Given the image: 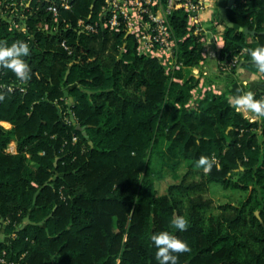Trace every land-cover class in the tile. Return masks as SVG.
<instances>
[{"label": "trees", "instance_id": "16d2710c", "mask_svg": "<svg viewBox=\"0 0 264 264\" xmlns=\"http://www.w3.org/2000/svg\"><path fill=\"white\" fill-rule=\"evenodd\" d=\"M12 1L10 17H0V121L11 124H0V219L14 236L0 240V256L18 264H264V91L243 98L252 121L226 91L193 98L202 43L186 36L179 11L181 67L165 70L121 33L44 30L49 0ZM92 1H77L65 18L73 25ZM214 17L224 24L218 8ZM227 17L256 33L224 24L218 59L237 56L264 74V0H235ZM12 140L13 154L4 150ZM164 156L172 166L187 162L185 173L199 180L185 176L158 194L150 170ZM210 183L246 197L206 215L208 204L192 193Z\"/></svg>", "mask_w": 264, "mask_h": 264}, {"label": "built area", "instance_id": "2783aa9c", "mask_svg": "<svg viewBox=\"0 0 264 264\" xmlns=\"http://www.w3.org/2000/svg\"><path fill=\"white\" fill-rule=\"evenodd\" d=\"M28 0H20L23 5ZM79 0H49L45 7L50 15V22L44 24L43 29L57 33L60 27L74 26L79 32L97 34L99 32L121 33L135 45L138 54L157 59L168 69H179L178 43L174 32L172 18L179 11L186 17L187 35H198L202 43L203 57L218 55V42L223 40L221 22L212 15L205 17V12L214 11L223 0H93L87 14L79 15L73 25L65 18V11H72ZM15 3L12 0H0V17H10ZM10 9L9 14L7 10ZM23 17V15H22ZM214 28L205 22L210 21ZM10 28L26 31L24 25L10 21ZM60 45L70 52L65 39ZM215 46V47H214ZM239 63V57L234 56L225 61L223 69H229ZM1 86V85H0ZM18 90L23 91L21 85ZM8 89L13 90L12 86ZM264 98V94H263ZM264 112V109H263ZM0 124L6 127L2 121ZM7 128V127H6ZM10 141L4 149L7 153H16V148ZM214 162L217 159L213 157ZM14 236V234H12ZM5 252H2L4 255ZM1 264H18L14 260H7L0 256Z\"/></svg>", "mask_w": 264, "mask_h": 264}, {"label": "crops", "instance_id": "0c3cea01", "mask_svg": "<svg viewBox=\"0 0 264 264\" xmlns=\"http://www.w3.org/2000/svg\"><path fill=\"white\" fill-rule=\"evenodd\" d=\"M227 3L228 0H223L218 7V9L222 6L226 7V14L227 8H229L227 7ZM214 12L215 10H208L204 15L206 17L212 15L213 13L214 16ZM205 23L208 24L210 28L215 27V25H212L211 20ZM220 28L223 32V23H221ZM223 45L224 40L218 42V53ZM240 62L229 69H223L224 61L219 60L218 55L216 57H203L200 67L193 68V74L199 79L197 86L198 96L202 97L208 90L215 93H217V91H219L218 93L226 91L228 93L229 100L237 106L238 111L246 112V108L249 110L250 107L244 104L243 98L245 95L253 94L257 91H264V74L260 71L249 69L243 65V63L240 64ZM253 114L257 116L254 111ZM2 122L7 128L11 127V124L8 121ZM12 143L16 148V142L13 140ZM5 224L6 221L0 219V240L8 242L12 234L4 231Z\"/></svg>", "mask_w": 264, "mask_h": 264}, {"label": "rangeland", "instance_id": "374dc122", "mask_svg": "<svg viewBox=\"0 0 264 264\" xmlns=\"http://www.w3.org/2000/svg\"><path fill=\"white\" fill-rule=\"evenodd\" d=\"M164 69L167 70L166 67H164ZM197 92H198V87L192 90L193 98H196L198 96ZM218 92L219 91H217V93ZM240 112H242V114L251 121L257 119V116L253 114L252 107H250L249 110L246 108V112L244 111H240ZM172 161L173 160L169 159L168 156H164L162 159L154 157L152 161L150 176L155 181V187L157 189L158 194L166 193L168 187L171 184H175L184 180L183 178L185 176H186V180L184 181L186 183L199 180L198 174L192 175V173L190 174L185 173L188 168L187 162L185 161L180 162L179 164L172 166L170 165ZM192 194L194 197L201 198L203 201H205L208 204V207L206 208V215L208 214L217 215L222 211L221 207L223 205L229 203L239 204V202L246 197L247 193L238 189L224 188L219 183H210L208 184L207 187L199 188L195 191V193ZM227 212L229 213L230 211Z\"/></svg>", "mask_w": 264, "mask_h": 264}, {"label": "water", "instance_id": "95a60500", "mask_svg": "<svg viewBox=\"0 0 264 264\" xmlns=\"http://www.w3.org/2000/svg\"><path fill=\"white\" fill-rule=\"evenodd\" d=\"M235 4V0H228V3H227V7L229 8H233ZM219 11L221 12V17L223 19V22L224 24L229 27V28H233L239 32H242L244 33L246 36L247 35H253L256 33V30L255 29H249L248 27H242L240 26L239 24L237 23H234L232 22L228 17H227V14H226V7L222 6L219 8ZM264 33V32H263ZM243 61L240 62V64H242ZM69 71H67V74H68ZM65 94H67V92H65ZM76 128L79 129V130H82V127L79 126V125H76ZM83 133H85V131H83Z\"/></svg>", "mask_w": 264, "mask_h": 264}]
</instances>
